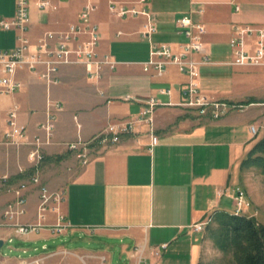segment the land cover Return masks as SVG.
Returning <instances> with one entry per match:
<instances>
[{
    "label": "crops",
    "instance_id": "obj_1",
    "mask_svg": "<svg viewBox=\"0 0 264 264\" xmlns=\"http://www.w3.org/2000/svg\"><path fill=\"white\" fill-rule=\"evenodd\" d=\"M49 1L50 7L40 10L39 0H29L30 51L46 33L76 24L79 13L90 5L91 21L99 32L97 52L112 56L118 65L104 69L98 81L88 80L80 64L63 65L55 75L57 83L51 85L24 68L15 76L21 88L0 94V137L8 112L16 106L17 123L30 138L45 142L41 182L52 192H65L64 200L47 213L45 228L14 237L0 257L9 264H199L203 230L194 232L191 227L197 223L207 227L219 212L234 213L236 174L264 134V67L230 65L229 46L236 27L264 25V0ZM195 4L203 7L194 19L206 27L204 39L212 62L200 68L201 89L215 99L245 106L216 120L179 105L185 76L175 66L159 77L142 70L140 64L149 53V42L141 35L145 17H119L117 10L111 11L120 6L147 9L156 25L153 41L176 45L184 38L175 22ZM14 12L15 0H0V16L11 18ZM16 36L14 30H0V50L13 49ZM248 43L252 51L255 38L249 37ZM162 88L171 93L159 96L168 105L154 112L158 143L151 149L146 124L120 133L115 143L91 141L106 126L135 118L144 102ZM49 103L59 104L61 110L47 141L39 126L46 120ZM76 142H89L86 164L78 156L81 148L68 149ZM26 152L27 148L18 153L11 149L6 156L0 149V208L12 198L1 178L8 176V183L15 186L29 177ZM20 167L26 170L21 172ZM27 194L22 223L36 219L38 190L30 186ZM59 215L69 227L54 232ZM10 234L0 229L3 245Z\"/></svg>",
    "mask_w": 264,
    "mask_h": 264
},
{
    "label": "built area",
    "instance_id": "obj_2",
    "mask_svg": "<svg viewBox=\"0 0 264 264\" xmlns=\"http://www.w3.org/2000/svg\"><path fill=\"white\" fill-rule=\"evenodd\" d=\"M143 4L144 0H139ZM50 7L49 0H39L38 8L46 10ZM94 8L86 5L79 13V20L76 24L69 25L66 30L53 33H46L38 39L34 51H30V41L27 37L29 29V0H15V12L11 18L0 16V30H14L17 34V45L8 51L0 50V94H12L21 88V83L15 79L16 73L24 68L38 74L39 78L47 85L57 83L56 73L63 65L80 64L84 67L86 77L91 81H98L104 69L114 70L118 62L112 56L99 55L97 46L99 43L98 26L91 21L90 15ZM119 17L138 16L145 17V24L141 32L142 37L149 42L148 59L142 62L141 68L144 72H151L154 76H161L168 66H175L180 74L185 76V81L180 88V106L196 112L199 116H205L216 120L231 110L243 111L245 106L233 104L226 100L215 99L202 91L199 78L200 68L212 64L209 58L208 46L205 41L206 27L202 22L194 19L195 14H201L203 7L199 4L191 6L189 13L179 17L176 22L178 33L184 40L176 45L172 43H157L152 37L156 33L155 22L147 9L126 8L120 6L118 9L111 7ZM235 10H239L235 6ZM255 38V45L252 51L248 38ZM85 37V40H81ZM81 40V41H80ZM232 51L233 66H256L264 67V25L262 26H238L229 40ZM42 72H38L39 67ZM170 88L158 90L157 95L146 100L138 115L122 124H110L106 126L91 141L102 143H115L120 133H131L136 125L146 124L149 127V138L151 149L158 143V138L153 133V117L155 110L160 106L168 105L159 98L160 95H169ZM103 95L102 92L99 93ZM61 110L59 104L49 103L46 120L40 124L39 129L46 135L49 141L57 118ZM18 108L14 106L7 114L5 128L0 137V149H4L6 156L11 149L17 153L22 148H27L26 162L29 164L30 174L26 180L18 182L15 186L8 183V176H3L1 181L12 198L4 204L0 213V229H8L11 234L6 242L11 243L14 237L36 234L45 228L46 215L54 211V204L61 203L65 198L64 190L50 191L41 182L39 166L44 159L42 142L38 136L30 138L24 126L17 123ZM255 134V127L251 126ZM90 141V143H91ZM87 143H70L68 149L79 151L82 163H87ZM82 145V146H81ZM26 169L20 167V171ZM34 186L38 190V207L35 222L22 223L21 218L27 213L28 190ZM234 215H242V212L250 206L244 191L236 189L232 197ZM207 223H197L191 228L194 232H200ZM69 227L64 217H57V224L54 232H60ZM1 239V237H0ZM163 244L161 248H166ZM157 253V251H156Z\"/></svg>",
    "mask_w": 264,
    "mask_h": 264
},
{
    "label": "trees",
    "instance_id": "obj_3",
    "mask_svg": "<svg viewBox=\"0 0 264 264\" xmlns=\"http://www.w3.org/2000/svg\"><path fill=\"white\" fill-rule=\"evenodd\" d=\"M256 168L264 175V134L242 160L239 169ZM210 233L214 245L230 252L236 264H264V224L256 218L219 212Z\"/></svg>",
    "mask_w": 264,
    "mask_h": 264
},
{
    "label": "rangeland",
    "instance_id": "obj_4",
    "mask_svg": "<svg viewBox=\"0 0 264 264\" xmlns=\"http://www.w3.org/2000/svg\"><path fill=\"white\" fill-rule=\"evenodd\" d=\"M236 185L237 189L244 191L250 203V206L242 212V215L252 216L259 223L264 224V175L256 168L239 169L236 174ZM3 209L4 206L0 208V213ZM216 228L217 225L211 221L202 231L204 246L199 264H236L230 252L225 253L214 245L210 233ZM9 246L11 244L6 242L0 248V253L8 252ZM7 254L10 256L9 253ZM0 264H9L8 259L0 257Z\"/></svg>",
    "mask_w": 264,
    "mask_h": 264
},
{
    "label": "water",
    "instance_id": "obj_5",
    "mask_svg": "<svg viewBox=\"0 0 264 264\" xmlns=\"http://www.w3.org/2000/svg\"><path fill=\"white\" fill-rule=\"evenodd\" d=\"M3 246V241L0 240V248Z\"/></svg>",
    "mask_w": 264,
    "mask_h": 264
}]
</instances>
